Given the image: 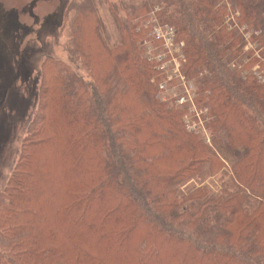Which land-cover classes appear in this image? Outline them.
Listing matches in <instances>:
<instances>
[{"label": "trees", "instance_id": "trees-1", "mask_svg": "<svg viewBox=\"0 0 264 264\" xmlns=\"http://www.w3.org/2000/svg\"><path fill=\"white\" fill-rule=\"evenodd\" d=\"M104 1L70 0L63 15L89 81L62 60L41 63L34 117L0 192V264H264V82L242 48L257 43L264 59V0L107 3L113 45ZM155 7L184 43L181 74L207 109V142L184 122L189 102L158 98L166 76L146 56L142 22ZM226 169L232 185L218 193L181 189Z\"/></svg>", "mask_w": 264, "mask_h": 264}, {"label": "rangeland", "instance_id": "rangeland-1", "mask_svg": "<svg viewBox=\"0 0 264 264\" xmlns=\"http://www.w3.org/2000/svg\"><path fill=\"white\" fill-rule=\"evenodd\" d=\"M106 1L110 4L120 5V2L140 4L144 0ZM69 2L70 0H0V192L18 159L21 141L25 136L27 126L34 117L37 107L41 63L44 58L51 56L62 60L72 69L80 72L87 81L91 79L87 71L70 56L66 47L67 38L62 26L63 15ZM105 3L99 5V12L105 24V36L108 38L109 43L113 45L118 42L119 35L110 17L108 4ZM156 10L155 7L142 19L145 28L151 26L148 35L150 43L143 42L146 54L148 47L149 54H151V51H155L154 46H162L161 41H157L152 35L154 28L160 26L156 22V20L160 22L156 16ZM229 14L231 16L237 15L230 12ZM223 16V11H221L219 19L222 20V24L225 21V16L224 19H221ZM152 20L153 24H151ZM216 23L214 20L210 25L214 24L215 26ZM219 29L218 27L217 30ZM244 45L247 46V49L244 48ZM244 45L242 48L245 54V62L250 60L249 63H252L257 56L250 55L249 53L253 51L247 52L250 46L247 43ZM240 46L241 44H238V47ZM240 65L233 61L230 67L239 69ZM248 73L253 74V70ZM180 85L176 83L173 87L184 92L183 85ZM192 86L190 80L189 90ZM158 98L162 102L164 101V96L159 89ZM168 100L164 102L167 103ZM189 115L190 108H188V114L184 116V122L188 129L190 125L186 122V118ZM196 118L197 122L201 123L199 126L200 132L206 142L209 141L210 132L207 123L200 121L198 116ZM224 170L213 176L194 179L185 186L182 185L181 189L185 190L192 183L198 187L207 184L210 189L218 193L223 184L232 185L229 171Z\"/></svg>", "mask_w": 264, "mask_h": 264}, {"label": "built area", "instance_id": "built-area-1", "mask_svg": "<svg viewBox=\"0 0 264 264\" xmlns=\"http://www.w3.org/2000/svg\"><path fill=\"white\" fill-rule=\"evenodd\" d=\"M156 22L160 26H156L154 28L152 35L154 39L161 41L160 44L162 46L159 48L162 49H158L154 46L155 51H151V54H149L148 47L146 56L149 61H154L158 65L157 69L166 76L163 82L159 84V90L164 96V101H167L169 98H173L175 99L176 105H185L186 103H190V115L186 118V122L190 125L189 129L191 131L198 130L200 129L199 126L201 123L197 122L196 116L200 118V121L207 124L209 122V118L207 115L203 117V115L206 114L207 109L200 110L193 101L194 94L197 92L195 86L193 85L189 90V83L184 80V77L181 74L182 63L185 61V57L182 53L184 43L176 42V31L173 27L169 25H162L158 22V20H156ZM151 24H153V20ZM247 44L250 46L247 52L253 51V56H257V58L254 59L259 60L251 68V71L253 70V76H255L257 80L264 82V59H262L260 55L261 49L259 50L258 44L252 41H248ZM244 48L247 49V46L244 45ZM249 61L250 60H247L244 65L248 64ZM176 83L183 85L184 92L182 90H176L173 87Z\"/></svg>", "mask_w": 264, "mask_h": 264}]
</instances>
